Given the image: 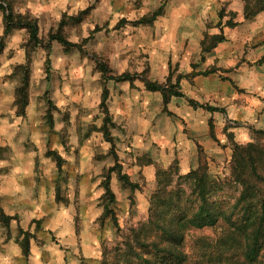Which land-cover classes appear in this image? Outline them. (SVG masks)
I'll return each instance as SVG.
<instances>
[{"label": "clouds", "instance_id": "obj_1", "mask_svg": "<svg viewBox=\"0 0 264 264\" xmlns=\"http://www.w3.org/2000/svg\"><path fill=\"white\" fill-rule=\"evenodd\" d=\"M208 141L264 144V0H0V264L135 248Z\"/></svg>", "mask_w": 264, "mask_h": 264}, {"label": "rangeland", "instance_id": "obj_2", "mask_svg": "<svg viewBox=\"0 0 264 264\" xmlns=\"http://www.w3.org/2000/svg\"><path fill=\"white\" fill-rule=\"evenodd\" d=\"M201 143L202 145L200 144L199 146V167L195 171H199L197 172L198 176L205 172L209 181L214 184L209 201L218 205L226 212H232L234 217L232 220L234 222L243 224L245 223V218L255 219L257 211H253L251 214L244 211L243 207L248 202L238 201L242 191L240 190V185L233 182L231 178L233 153H229L224 148V155L219 156L216 153L217 145L214 142L208 141V145L206 142ZM258 146L264 148V144L258 143ZM202 168H205V170ZM259 172L264 175V155ZM187 179H194V177L181 178V180ZM161 184L163 187L153 196V201L157 208L153 223L156 222L164 226L169 221L168 219H173L175 222H178L180 219L186 221L187 217H190L192 210H196L198 206L197 196L193 193L194 184H189L186 188L178 190L179 182H174L172 177L167 173L163 174ZM259 190L260 201H264V187H259ZM255 202L257 204V201ZM153 226L151 224V229L148 231L142 228L140 233H134L135 237L140 236L142 242L145 237L147 238L149 232L161 236L160 232ZM233 236L235 237V234H232L228 225L222 220L213 228H191L188 231H183L181 239L175 242L179 245H175L174 243L172 247H164V250L161 246L162 250L154 254L156 257H153L152 263L166 264L165 259H173L175 262L170 264H237L238 261H242L241 249L239 248L238 237H235L236 240H233ZM135 247H138V245L136 244ZM183 248H187L188 252L178 250ZM114 251V257L106 255L104 264H111L114 259H119L125 252L121 251L119 247ZM172 253L175 254L173 258H171ZM135 262L137 263L139 260L136 258L133 260V263ZM256 264H264V249L261 251Z\"/></svg>", "mask_w": 264, "mask_h": 264}, {"label": "trees", "instance_id": "obj_3", "mask_svg": "<svg viewBox=\"0 0 264 264\" xmlns=\"http://www.w3.org/2000/svg\"><path fill=\"white\" fill-rule=\"evenodd\" d=\"M6 22L11 26L13 24L12 15L6 16ZM33 39H35V29H33ZM264 148L260 146H249L247 149H237L232 156L231 163V178L233 182L243 185V190L238 201L248 202L244 205V211L250 214L257 211L255 219H244L243 224L234 222L232 212H226L224 209L209 201L211 189L214 184L209 181L205 172L198 176L195 171L191 174L194 177L193 193L197 196L198 206L196 210H192L190 217L186 221L180 219L175 222L173 219H168L166 225L162 226L153 223L161 234L157 235V241L149 242L145 237L141 242L140 236H136V244L140 251L137 252L131 244H126L127 251L121 255L119 259H114L111 264H153L154 254L160 252L161 244L174 243L181 239L184 227L192 225L195 229L213 228L218 225L220 220L228 225L232 234L239 239V248L241 249L242 261L237 264H256L260 257L261 251L264 249V201H260L259 187H264V175L259 171L262 165V157ZM205 170V168H202ZM257 201V204L256 202ZM255 208V209H254ZM174 221V222H173ZM153 226V227H154ZM154 228V229H155ZM247 235V236H246ZM160 236V237H159ZM233 236V240H236ZM175 245H179L176 244ZM150 257L145 259V256ZM127 257V259H125ZM175 254H171V258ZM132 258V259H129ZM138 259L139 262L133 263V260ZM175 262L173 259H165L166 264Z\"/></svg>", "mask_w": 264, "mask_h": 264}, {"label": "crops", "instance_id": "obj_4", "mask_svg": "<svg viewBox=\"0 0 264 264\" xmlns=\"http://www.w3.org/2000/svg\"><path fill=\"white\" fill-rule=\"evenodd\" d=\"M207 143V145H208V142H206ZM201 145H202V143H201Z\"/></svg>", "mask_w": 264, "mask_h": 264}]
</instances>
